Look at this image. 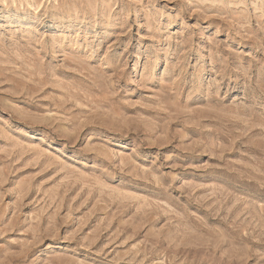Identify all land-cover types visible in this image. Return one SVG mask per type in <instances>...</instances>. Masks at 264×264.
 <instances>
[{
	"label": "rangeland",
	"instance_id": "1",
	"mask_svg": "<svg viewBox=\"0 0 264 264\" xmlns=\"http://www.w3.org/2000/svg\"><path fill=\"white\" fill-rule=\"evenodd\" d=\"M0 264H264V0H0Z\"/></svg>",
	"mask_w": 264,
	"mask_h": 264
}]
</instances>
